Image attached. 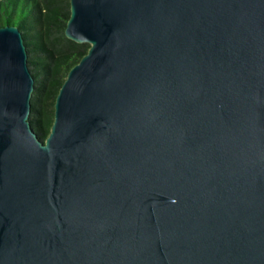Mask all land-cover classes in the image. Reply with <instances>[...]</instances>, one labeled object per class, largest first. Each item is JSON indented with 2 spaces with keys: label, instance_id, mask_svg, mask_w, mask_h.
<instances>
[{
  "label": "water",
  "instance_id": "obj_1",
  "mask_svg": "<svg viewBox=\"0 0 264 264\" xmlns=\"http://www.w3.org/2000/svg\"><path fill=\"white\" fill-rule=\"evenodd\" d=\"M70 4L46 140L0 27V264H264V0Z\"/></svg>",
  "mask_w": 264,
  "mask_h": 264
},
{
  "label": "trees",
  "instance_id": "obj_2",
  "mask_svg": "<svg viewBox=\"0 0 264 264\" xmlns=\"http://www.w3.org/2000/svg\"><path fill=\"white\" fill-rule=\"evenodd\" d=\"M71 0H0V27L17 26L29 52L35 78L32 115L39 138L51 133L57 96L71 69L91 47L69 39L65 31L71 17Z\"/></svg>",
  "mask_w": 264,
  "mask_h": 264
}]
</instances>
